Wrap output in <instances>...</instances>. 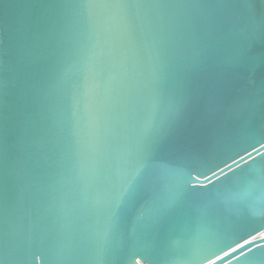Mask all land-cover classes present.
Instances as JSON below:
<instances>
[{"label":"water","instance_id":"1","mask_svg":"<svg viewBox=\"0 0 264 264\" xmlns=\"http://www.w3.org/2000/svg\"><path fill=\"white\" fill-rule=\"evenodd\" d=\"M261 143L264 0H0V264H264Z\"/></svg>","mask_w":264,"mask_h":264},{"label":"snow or ice","instance_id":"2","mask_svg":"<svg viewBox=\"0 0 264 264\" xmlns=\"http://www.w3.org/2000/svg\"><path fill=\"white\" fill-rule=\"evenodd\" d=\"M260 147L264 148V143H261V144H260ZM252 148H253L254 151L257 152L258 156H260V157H264V152H260V151H259V148H256L255 145H252ZM246 151H247V149H246ZM249 155H251V153H249ZM253 158L255 159V157H253ZM225 163H227V161H225ZM229 167H230V165H229ZM177 176H178V181H179V185H178V187H179V191H180L184 196H186L187 194H189V193L193 190L192 188H189V185L192 184L193 187H195L194 182L191 181V180L183 181V180H181V179L179 178V175H178V174H177ZM245 247H247V245H244V244L240 245V248H241V249H243V248H245ZM259 247H260V249H264V244L260 245ZM235 251H237V249H233V252H235ZM248 251H250V252H254V251H256V250H254V249H252V248H248ZM232 254H233L232 252H225L223 256H220V257H219V259L224 260V259H226L228 256H231ZM242 254H243L244 256H247V253H246V252H242ZM207 260L209 261V264H216V261H215V260H212V259H207Z\"/></svg>","mask_w":264,"mask_h":264}]
</instances>
